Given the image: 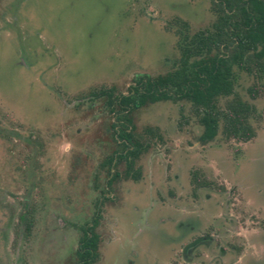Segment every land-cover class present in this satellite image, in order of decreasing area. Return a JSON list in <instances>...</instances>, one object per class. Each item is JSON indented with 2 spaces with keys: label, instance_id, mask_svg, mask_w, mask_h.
Returning a JSON list of instances; mask_svg holds the SVG:
<instances>
[{
  "label": "rangeland",
  "instance_id": "374dc122",
  "mask_svg": "<svg viewBox=\"0 0 264 264\" xmlns=\"http://www.w3.org/2000/svg\"><path fill=\"white\" fill-rule=\"evenodd\" d=\"M177 19L194 32L216 14L211 0L0 1V264H77L119 149L115 110L94 93L127 94L136 75L172 70ZM253 82L239 72L235 84L257 110L247 142L220 128L202 144L189 101L131 112L138 134H158L138 180L116 167L94 264H264V94L250 97Z\"/></svg>",
  "mask_w": 264,
  "mask_h": 264
},
{
  "label": "trees",
  "instance_id": "16d2710c",
  "mask_svg": "<svg viewBox=\"0 0 264 264\" xmlns=\"http://www.w3.org/2000/svg\"><path fill=\"white\" fill-rule=\"evenodd\" d=\"M211 2L216 19L210 26L193 32L188 21H175L179 57L172 70L157 76L137 75L127 94L116 95L106 89L94 93L96 97H107V105L115 110L116 120L112 127L119 149L106 163L113 166L116 158L118 162L124 161L127 178L137 177L134 174L136 160L158 134L157 129L151 128L146 131L151 133L149 136L138 134L131 120V112L147 104L191 102L203 127L199 136L202 144L213 141L220 128L226 137L241 142L256 136L251 122L256 107L241 98L235 84L239 72H245L254 81L248 88L250 97L257 99L264 94V0ZM221 99H226L223 105ZM118 176L119 171H116L113 179ZM193 182L197 188L206 184L196 175ZM23 222L29 228L31 216L24 214ZM97 223L98 218L94 219L92 226L87 225L78 249L80 258L90 259L86 264L97 258Z\"/></svg>",
  "mask_w": 264,
  "mask_h": 264
},
{
  "label": "flooded vegetation",
  "instance_id": "af4514ba",
  "mask_svg": "<svg viewBox=\"0 0 264 264\" xmlns=\"http://www.w3.org/2000/svg\"><path fill=\"white\" fill-rule=\"evenodd\" d=\"M140 74H144V73H140ZM136 76H137V75H136ZM157 103H158V102H157ZM140 155H141V154H140ZM124 163H125V162H124ZM113 164H114V165H116V164L118 165V164H119V162L117 161V158L114 159ZM114 165H113V166H110V170H111V172H110V175H109V177H108V179H107V181H106L107 190H106V193H104V197H102L101 199H99V200L96 202V211H95V213H94L92 219H91L90 221H88V222L85 224V226L81 227V236H80V238H79V245H78V248H77V250H76L77 257H78V259H77V264H86V262H87L88 260H90V259H87V258H80L79 254H78V249L81 248V240H82V237H83L84 231L87 230L88 226H92V225L94 224V219H96V218H98V223H97V226L95 227V233H96L97 236H98V254H97V258L95 259V261H91L90 264H94V263L96 262V260L98 259V257H99V242H100V236H99V234L97 233V227L99 226L100 221H101V218H102V205H103L104 202H105V201H103V199H105V200L109 199V196H108V195H109V193L111 192V187H112V183H113V181L116 180V179H118V178H120V177L122 176V173L116 168L117 166L114 167ZM116 171H119V176H118V177H115V178L113 179V177L115 176ZM125 171H126V169H125ZM125 171H124V174H123L124 177H125ZM134 174H135V172H134ZM136 176H137L136 178H133V177H128V178L125 177V178H126V179L131 178V179H134V180H138V179H139V176H138V175H136ZM109 182H111V184H109ZM194 186H195V185H194ZM196 188H197V187H196ZM87 225H88V226H87ZM201 239H202V237H201ZM194 244H195V242H194V243H191L190 245H191V246H194ZM81 251H84V250H81Z\"/></svg>",
  "mask_w": 264,
  "mask_h": 264
}]
</instances>
